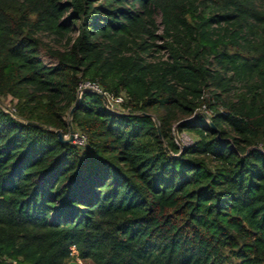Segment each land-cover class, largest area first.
<instances>
[{"label":"trees","instance_id":"16d2710c","mask_svg":"<svg viewBox=\"0 0 264 264\" xmlns=\"http://www.w3.org/2000/svg\"><path fill=\"white\" fill-rule=\"evenodd\" d=\"M5 95L0 264H264V0H0Z\"/></svg>","mask_w":264,"mask_h":264},{"label":"built area","instance_id":"2783aa9c","mask_svg":"<svg viewBox=\"0 0 264 264\" xmlns=\"http://www.w3.org/2000/svg\"><path fill=\"white\" fill-rule=\"evenodd\" d=\"M82 90H90L94 91L96 93H99L102 99V104L106 108L110 110H116L118 109L119 103L122 101V96L121 95H112L111 93L102 90L100 87L97 86L96 83L90 82L87 80L80 81L77 86V94H79ZM1 108L9 113L10 115H14V107L13 105L11 106H5ZM84 135L82 133H79L77 131L72 132V139L71 142L76 143L78 145L82 144L84 142ZM190 142V140H189ZM188 143V142H187ZM74 261V264H88L84 259L78 257L76 255V250L74 249V246L70 247L69 251V258L68 261ZM18 264H23V263H18Z\"/></svg>","mask_w":264,"mask_h":264},{"label":"rangeland","instance_id":"374dc122","mask_svg":"<svg viewBox=\"0 0 264 264\" xmlns=\"http://www.w3.org/2000/svg\"><path fill=\"white\" fill-rule=\"evenodd\" d=\"M155 18L156 20H159V13L155 14ZM40 36L43 41V44L38 49V55L44 63L52 64L54 63L55 58L48 53L46 47L58 48L61 46V43L58 42L56 39H54L51 35L45 33H41ZM13 103H14V99H12L9 95L0 96V105L2 107L11 106L13 105ZM173 132L176 133L177 143L180 146L189 142L190 138L192 137V135L188 132L182 131L177 133L175 129H173Z\"/></svg>","mask_w":264,"mask_h":264},{"label":"water","instance_id":"95a60500","mask_svg":"<svg viewBox=\"0 0 264 264\" xmlns=\"http://www.w3.org/2000/svg\"><path fill=\"white\" fill-rule=\"evenodd\" d=\"M97 94L99 95V93H97ZM73 107H74V105L71 106L67 112V119H66L67 126H68L67 132L64 134L59 129L54 130L56 137L60 142H71L73 127H72L71 122H70V114H71ZM173 135H174L175 141L177 142L176 133L173 132ZM66 264H74V261H68Z\"/></svg>","mask_w":264,"mask_h":264}]
</instances>
